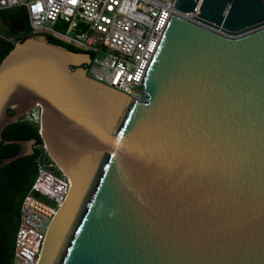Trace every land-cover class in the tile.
I'll return each mask as SVG.
<instances>
[{
	"label": "water",
	"instance_id": "1",
	"mask_svg": "<svg viewBox=\"0 0 264 264\" xmlns=\"http://www.w3.org/2000/svg\"><path fill=\"white\" fill-rule=\"evenodd\" d=\"M196 7L169 15L140 92L88 78L89 54L40 35L1 59L0 134L38 108L69 179L37 264H264V0L173 6ZM3 143L20 149L0 168L35 141Z\"/></svg>",
	"mask_w": 264,
	"mask_h": 264
},
{
	"label": "built area",
	"instance_id": "2",
	"mask_svg": "<svg viewBox=\"0 0 264 264\" xmlns=\"http://www.w3.org/2000/svg\"><path fill=\"white\" fill-rule=\"evenodd\" d=\"M176 0H0V11L21 10L29 35L50 37L91 54L88 78L122 94L140 92V79L169 17L192 21ZM36 111L31 121L28 115ZM38 110V111H37ZM39 109L23 117L37 123ZM39 135V130H38ZM35 159V176L19 206L9 264H37L47 226L64 201L69 179L50 159L44 145Z\"/></svg>",
	"mask_w": 264,
	"mask_h": 264
},
{
	"label": "trees",
	"instance_id": "3",
	"mask_svg": "<svg viewBox=\"0 0 264 264\" xmlns=\"http://www.w3.org/2000/svg\"><path fill=\"white\" fill-rule=\"evenodd\" d=\"M0 20L5 24L17 22L21 29L16 32L13 41H8L0 36L1 61L12 48L14 42L22 38L18 33L23 32L24 36H28L29 33L26 28L24 12L21 10L0 11ZM45 38L50 44L63 47L73 53H82L55 39ZM89 56L91 57V54ZM8 113L10 114L11 110ZM0 137V162L3 159L13 157L20 149L18 145L4 144V141H35L32 155L18 158L0 168V264H9L12 257L14 234L18 226L19 206L35 176V159L41 152L35 147L41 145V140L38 135V125L23 120V117L16 123L6 126L1 131Z\"/></svg>",
	"mask_w": 264,
	"mask_h": 264
},
{
	"label": "rangeland",
	"instance_id": "4",
	"mask_svg": "<svg viewBox=\"0 0 264 264\" xmlns=\"http://www.w3.org/2000/svg\"><path fill=\"white\" fill-rule=\"evenodd\" d=\"M19 29H20V26L18 25L17 22H11V23L5 24L2 20H0V36L4 37L8 41H13L14 40V38L16 37L15 34H16L17 31H19ZM18 34L21 35L22 37L24 36L23 32H19ZM32 114L33 115H28V118H30L31 121L33 120V116L37 117V113H36L35 110L32 112ZM122 116L118 120L117 125L119 124ZM34 124L37 125V123H34ZM114 130H115V128H114ZM35 148H38V147L36 146Z\"/></svg>",
	"mask_w": 264,
	"mask_h": 264
},
{
	"label": "snow or ice",
	"instance_id": "5",
	"mask_svg": "<svg viewBox=\"0 0 264 264\" xmlns=\"http://www.w3.org/2000/svg\"><path fill=\"white\" fill-rule=\"evenodd\" d=\"M72 2H75V0H72Z\"/></svg>",
	"mask_w": 264,
	"mask_h": 264
},
{
	"label": "flooded vegetation",
	"instance_id": "6",
	"mask_svg": "<svg viewBox=\"0 0 264 264\" xmlns=\"http://www.w3.org/2000/svg\"><path fill=\"white\" fill-rule=\"evenodd\" d=\"M18 25L20 26V24L18 23Z\"/></svg>",
	"mask_w": 264,
	"mask_h": 264
}]
</instances>
